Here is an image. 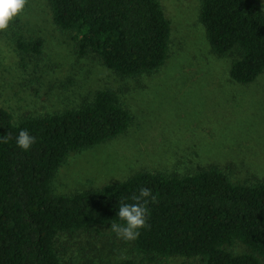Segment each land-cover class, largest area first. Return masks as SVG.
Returning a JSON list of instances; mask_svg holds the SVG:
<instances>
[{
  "label": "trees",
  "instance_id": "obj_1",
  "mask_svg": "<svg viewBox=\"0 0 264 264\" xmlns=\"http://www.w3.org/2000/svg\"><path fill=\"white\" fill-rule=\"evenodd\" d=\"M48 3L55 24L73 35L78 56L97 58L121 79L152 75L170 57L173 27L162 0ZM199 20L213 51L233 56L232 81L250 84L264 74L263 0H201ZM17 47L40 55L43 41L20 39ZM132 124L131 111L112 88L20 122L0 99V264H64L63 236L123 224L118 207L133 203L141 188L151 191L147 222L131 242L149 262L183 257L264 264V175L253 169L244 181L232 178L233 164L210 165L185 175L140 172L72 195L53 190L72 153L123 135ZM22 129L35 137L27 152L16 145ZM116 264L137 263L123 258Z\"/></svg>",
  "mask_w": 264,
  "mask_h": 264
},
{
  "label": "rangeland",
  "instance_id": "obj_2",
  "mask_svg": "<svg viewBox=\"0 0 264 264\" xmlns=\"http://www.w3.org/2000/svg\"><path fill=\"white\" fill-rule=\"evenodd\" d=\"M264 2V0H263ZM172 21L170 57L154 74L121 79L94 57H80L70 32L53 21L48 0H27L0 31V99L16 122L61 112L97 90L119 91L133 115L129 130L94 148L72 153L53 183L57 194L100 189L140 172L185 175L199 167L233 164L232 178L248 169L264 175V74L231 80L233 56L216 54L199 20L201 0H162ZM43 41L40 55L18 40ZM64 264H202L176 257L149 262L110 227L62 237Z\"/></svg>",
  "mask_w": 264,
  "mask_h": 264
},
{
  "label": "clouds",
  "instance_id": "obj_3",
  "mask_svg": "<svg viewBox=\"0 0 264 264\" xmlns=\"http://www.w3.org/2000/svg\"><path fill=\"white\" fill-rule=\"evenodd\" d=\"M26 2L27 0H0V31L9 28L14 19L23 12ZM34 143L35 137L27 130L19 131L16 137V145L19 149L27 152ZM149 197L151 191L141 188L139 195L132 198L133 203H120L116 216L123 221V224H111L110 227L118 238L133 241L139 237L140 230L146 227L147 209L144 205L147 203L146 198Z\"/></svg>",
  "mask_w": 264,
  "mask_h": 264
}]
</instances>
